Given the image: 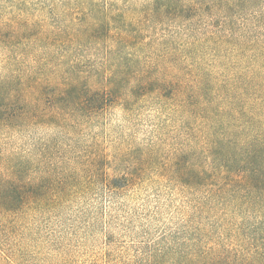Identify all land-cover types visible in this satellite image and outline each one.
<instances>
[{
    "label": "trees",
    "instance_id": "obj_1",
    "mask_svg": "<svg viewBox=\"0 0 264 264\" xmlns=\"http://www.w3.org/2000/svg\"><path fill=\"white\" fill-rule=\"evenodd\" d=\"M82 2L114 49L0 54V223L27 222L80 185V170L63 162L102 158H91L95 143L81 153L65 141L77 148L109 110L149 100L157 129L179 134L173 161L159 167L189 228L169 264H264V0ZM89 14L82 8L81 21Z\"/></svg>",
    "mask_w": 264,
    "mask_h": 264
},
{
    "label": "rangeland",
    "instance_id": "obj_2",
    "mask_svg": "<svg viewBox=\"0 0 264 264\" xmlns=\"http://www.w3.org/2000/svg\"><path fill=\"white\" fill-rule=\"evenodd\" d=\"M92 1L109 8L114 0ZM85 3L0 0V54L114 49L112 31L102 32L101 19L92 13L90 2ZM82 8L90 13L88 20L81 21ZM151 102L130 113L117 106L75 137L77 148L69 141L62 144L83 153L95 143L91 158L103 160L63 162L60 167L80 170V185L61 201L31 210L27 222L0 223V264H169L189 231L182 223L181 194L159 169L161 163L173 161L179 134L171 127L157 129L158 114ZM49 134L40 132L36 138L46 140L53 136ZM56 162L60 160L51 158L47 164ZM93 168L98 170L94 178L86 172ZM105 176L116 178L114 184L121 187L103 184Z\"/></svg>",
    "mask_w": 264,
    "mask_h": 264
}]
</instances>
